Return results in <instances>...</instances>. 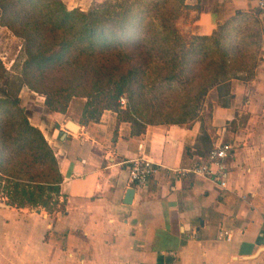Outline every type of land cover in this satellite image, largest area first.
Segmentation results:
<instances>
[{
  "label": "crops",
  "instance_id": "obj_1",
  "mask_svg": "<svg viewBox=\"0 0 264 264\" xmlns=\"http://www.w3.org/2000/svg\"><path fill=\"white\" fill-rule=\"evenodd\" d=\"M62 1L87 10L105 0ZM185 5L177 21L185 38L210 36L238 12L256 13L263 38L254 77L240 73L210 89L208 123L201 118L206 102L191 123L149 124L141 132L114 110L98 121L61 123L42 106L49 117L31 123L58 160L60 209L19 208L0 197V264H264V9L256 0ZM223 142L233 146L227 188L173 171ZM141 143L160 166L129 200L127 162L142 154ZM222 230L232 240L220 238Z\"/></svg>",
  "mask_w": 264,
  "mask_h": 264
},
{
  "label": "trees",
  "instance_id": "obj_2",
  "mask_svg": "<svg viewBox=\"0 0 264 264\" xmlns=\"http://www.w3.org/2000/svg\"><path fill=\"white\" fill-rule=\"evenodd\" d=\"M185 9V0H105L87 10L62 0H0L1 24L24 40L25 86L60 113L85 97L96 106L90 121L114 110L134 132L191 123L210 89L255 75L261 40L248 13L210 36L185 38L177 26ZM5 73L0 59V81ZM62 181L54 150L19 97L0 94V197L49 211Z\"/></svg>",
  "mask_w": 264,
  "mask_h": 264
},
{
  "label": "rangeland",
  "instance_id": "obj_3",
  "mask_svg": "<svg viewBox=\"0 0 264 264\" xmlns=\"http://www.w3.org/2000/svg\"><path fill=\"white\" fill-rule=\"evenodd\" d=\"M184 14V13H183ZM247 20L251 22L253 32H260L259 40H261L260 48H258L257 59H260L262 38H263V25L259 18H257L256 13L249 14ZM182 16V15H181ZM255 20H258L257 22ZM220 28V27H219ZM218 28V29H219ZM235 33V32H234ZM259 34V33H258ZM26 58V53L24 49V40L16 36L9 28L1 24V10H0V59L5 67V80L0 81V94H7L9 96H16L20 99V104L26 109V113L30 121L34 122L36 115L47 116L45 112L51 114L54 112L45 104L46 97L40 93L32 91L30 88L23 84V79L21 76L24 60ZM176 87V85H175ZM88 99L81 96H75L71 99L68 104L65 113H60L55 116L61 123L64 121H76L79 123L89 122L92 118V112L95 111V105H90L87 107ZM204 112L201 114V118L208 123L209 111L208 103L209 98L205 97L201 110L204 108ZM44 113L42 114L43 107L45 106ZM124 108L126 106H123ZM42 110V111H41ZM95 114V112H93ZM48 114V115H49ZM98 113H96L97 116ZM200 115V114H199ZM54 122V121H52ZM55 125V122H54ZM208 145V140L206 144ZM210 148L207 146V149ZM213 148V146H212ZM39 208V207H38ZM60 209L57 204H51L49 211H56Z\"/></svg>",
  "mask_w": 264,
  "mask_h": 264
},
{
  "label": "built area",
  "instance_id": "obj_4",
  "mask_svg": "<svg viewBox=\"0 0 264 264\" xmlns=\"http://www.w3.org/2000/svg\"><path fill=\"white\" fill-rule=\"evenodd\" d=\"M258 7L264 9V0H256ZM122 106H126L127 99L122 97L120 99ZM144 144H140V151L142 154L127 162L128 169V187L134 192L140 188L145 187L149 181L155 177L159 170L158 164L152 159L143 154ZM233 146L231 143L223 142L215 145L206 157H201L198 162L188 168L173 169L178 175L194 174L206 179L216 181L222 188L228 186V158L232 152ZM220 238L228 241L232 240V232L229 230H222Z\"/></svg>",
  "mask_w": 264,
  "mask_h": 264
},
{
  "label": "water",
  "instance_id": "obj_5",
  "mask_svg": "<svg viewBox=\"0 0 264 264\" xmlns=\"http://www.w3.org/2000/svg\"><path fill=\"white\" fill-rule=\"evenodd\" d=\"M69 125L71 127L73 125V123L69 122ZM133 195H134V190L133 189H129V191L127 192V197L126 198H128L130 200V198L132 199ZM127 202H130V201H127Z\"/></svg>",
  "mask_w": 264,
  "mask_h": 264
},
{
  "label": "bare ground",
  "instance_id": "obj_6",
  "mask_svg": "<svg viewBox=\"0 0 264 264\" xmlns=\"http://www.w3.org/2000/svg\"><path fill=\"white\" fill-rule=\"evenodd\" d=\"M73 129H75V126H74V124L71 126Z\"/></svg>",
  "mask_w": 264,
  "mask_h": 264
}]
</instances>
